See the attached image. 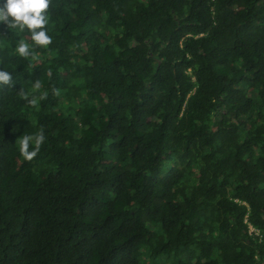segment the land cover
<instances>
[{"label":"trees","instance_id":"trees-1","mask_svg":"<svg viewBox=\"0 0 264 264\" xmlns=\"http://www.w3.org/2000/svg\"><path fill=\"white\" fill-rule=\"evenodd\" d=\"M48 19L47 47L0 23V264H264V0Z\"/></svg>","mask_w":264,"mask_h":264},{"label":"clouds","instance_id":"clouds-1","mask_svg":"<svg viewBox=\"0 0 264 264\" xmlns=\"http://www.w3.org/2000/svg\"><path fill=\"white\" fill-rule=\"evenodd\" d=\"M50 5L51 0H4L0 5V23L4 24L7 29L17 30L20 33L28 32L32 44L38 47H47L52 43V37L46 30L49 23ZM15 52L25 59H34L33 50L25 39L18 41ZM13 84L12 74L0 70V86L12 87ZM32 87L39 89L41 84L37 80ZM44 98L40 97V99ZM24 99L31 105H35L37 102L34 96L29 99L27 95H24ZM45 139L43 128L36 133L21 136L18 141L19 154L27 161L33 160Z\"/></svg>","mask_w":264,"mask_h":264},{"label":"built area","instance_id":"built-area-1","mask_svg":"<svg viewBox=\"0 0 264 264\" xmlns=\"http://www.w3.org/2000/svg\"><path fill=\"white\" fill-rule=\"evenodd\" d=\"M253 229L250 227V226H248V231L250 232V231H252Z\"/></svg>","mask_w":264,"mask_h":264}]
</instances>
